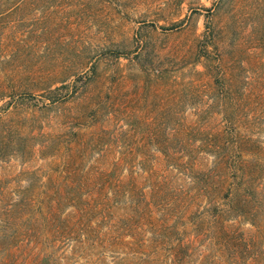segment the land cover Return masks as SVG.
Here are the masks:
<instances>
[{"label":"rangeland","instance_id":"rangeland-1","mask_svg":"<svg viewBox=\"0 0 264 264\" xmlns=\"http://www.w3.org/2000/svg\"><path fill=\"white\" fill-rule=\"evenodd\" d=\"M0 83L8 91L0 126L33 127L38 136L32 155L12 154L0 177L41 168L44 179L51 164L61 176L68 160L81 177L109 149L104 157L119 163L111 178L121 186L103 190L120 191V206L129 201L128 181L135 195L131 220H103L85 203L91 238L84 224L54 240L49 254L17 249L16 264H264V238L252 243L241 229L220 238L208 218L194 228L207 206L205 182L184 171L198 158L217 159L203 148L218 143L224 127L225 141L235 131L264 144V0H0ZM60 85L50 102L47 88ZM232 105L236 124L221 117ZM74 131L83 141L103 138L76 159ZM46 134L52 144L41 151ZM257 158L264 168V154ZM217 178L219 170L208 183ZM18 179L26 184L25 175ZM256 181L264 187V171ZM78 208L64 211L75 219ZM121 238L133 246L110 243Z\"/></svg>","mask_w":264,"mask_h":264},{"label":"trees","instance_id":"trees-1","mask_svg":"<svg viewBox=\"0 0 264 264\" xmlns=\"http://www.w3.org/2000/svg\"><path fill=\"white\" fill-rule=\"evenodd\" d=\"M220 82L215 81L214 86L217 88ZM63 88L62 85L47 88L48 93H53L50 102L57 100V91ZM18 89L20 96L26 95ZM7 89L0 83V98L6 96ZM12 98L5 102L4 108L11 104ZM59 100V99H58ZM236 105H232L231 112H221V117L225 122L236 124L237 110ZM1 108V107H0ZM3 110L0 111V125L2 124ZM33 127H19L14 124L12 127L0 126V168L2 163L6 161L12 154L31 156L33 153L32 142L38 137L37 133L33 132ZM227 128L224 127V133L217 131L215 136L218 143L208 142L203 148L204 152L212 154L217 159L213 161L198 158L193 163H186L184 171H188L193 179L200 183L205 182L204 187H199L201 195L205 198L203 206L205 213H201L199 221L194 228L208 218L212 226V230H217V235H229L225 233H236L235 229H241L246 239L252 243L256 238H264L259 225L264 219V201L262 193L264 187L257 183L256 179L264 171L259 155L264 154V144L258 145L254 139L248 136H237L234 131L231 141H225L224 136ZM72 144L70 149V157L80 158L87 152H92L93 148L102 141L103 136L99 133H92L91 138L86 141L82 140L80 131H74ZM211 137V135H210ZM208 138V141L212 139ZM52 135L46 134L44 145L39 150L43 151L51 147ZM109 152V149L101 150L99 157H103L102 162L98 165H92L83 176H77L76 168L69 165V160L65 163L64 170L61 171V176H57L51 168L52 164L47 167L45 172L47 175L40 176L41 168L32 170H22L14 176L8 178L0 177V264H16L14 253L19 250H25L26 254H30L33 249L44 251L47 253V248L54 246L55 241L63 237H69L76 234L77 229L85 226L86 234L89 238L93 236L94 227L90 228L86 224V207L81 206L86 203L92 207L95 212L102 214V219L107 218H126L132 219L133 216L129 213L135 210L132 205L134 198L133 182L127 186L129 190V201L120 206V191L112 189L104 191L107 186H121V180L114 183L111 174H114L118 169L119 163L113 160H106L104 155ZM97 158V159H98ZM99 162V161H97ZM77 164V162H76ZM109 167L105 169V167ZM219 170L220 178L213 183H208V180L214 174V171ZM67 173V174H65ZM32 174V176H28ZM25 175L26 184L21 185L18 177ZM262 176V175H261ZM23 179V181L25 182ZM203 186V185H202ZM83 190L86 192L82 193ZM213 190L211 196L209 191ZM109 192V193H108ZM125 193V192H124ZM224 199V202H220ZM194 201L186 202L187 206H191ZM67 206L79 207L80 211L75 219H72L73 212L65 213ZM142 207H146L145 203ZM91 210V208H89ZM144 213L145 209L142 208ZM233 219L228 222V217ZM116 221H112L113 225H109L112 230L119 227ZM244 223L249 226L245 227ZM125 228L133 232L132 225H126ZM135 237V235H134ZM113 246L122 244V247L131 248L133 242L127 241L123 244L122 238L118 241L110 242ZM90 245V244H86ZM183 244L180 245V249ZM240 246L235 239L234 248ZM29 257H39V254L29 255ZM32 264H44L46 259H35ZM32 260V261H33ZM254 263L257 257L254 255ZM259 260V258H258ZM48 261V260H47Z\"/></svg>","mask_w":264,"mask_h":264}]
</instances>
